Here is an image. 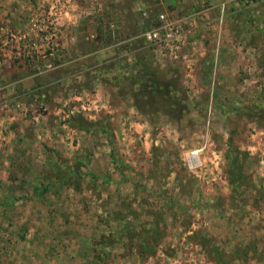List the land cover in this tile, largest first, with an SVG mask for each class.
<instances>
[{
	"label": "rangeland",
	"instance_id": "1",
	"mask_svg": "<svg viewBox=\"0 0 264 264\" xmlns=\"http://www.w3.org/2000/svg\"><path fill=\"white\" fill-rule=\"evenodd\" d=\"M0 264H264V1L0 0Z\"/></svg>",
	"mask_w": 264,
	"mask_h": 264
},
{
	"label": "built area",
	"instance_id": "2",
	"mask_svg": "<svg viewBox=\"0 0 264 264\" xmlns=\"http://www.w3.org/2000/svg\"><path fill=\"white\" fill-rule=\"evenodd\" d=\"M244 4L262 2L264 0H238ZM224 2H220V10L223 9ZM144 14V12H142ZM182 31L180 19L171 17V13L159 12L155 16L153 25L144 29L140 36L148 45L170 46L179 38ZM174 44V43H173ZM171 48V46H170Z\"/></svg>",
	"mask_w": 264,
	"mask_h": 264
},
{
	"label": "bare ground",
	"instance_id": "3",
	"mask_svg": "<svg viewBox=\"0 0 264 264\" xmlns=\"http://www.w3.org/2000/svg\"><path fill=\"white\" fill-rule=\"evenodd\" d=\"M193 154H194V152H193L192 155L190 156V160H189L190 162H191V160H192L193 162L196 161V160H195V156H194L195 154H194V155H193Z\"/></svg>",
	"mask_w": 264,
	"mask_h": 264
}]
</instances>
